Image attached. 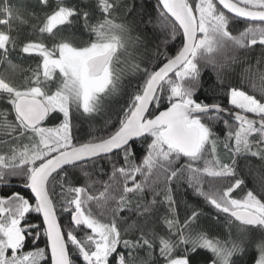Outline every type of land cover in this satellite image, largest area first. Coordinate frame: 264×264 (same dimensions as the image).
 Masks as SVG:
<instances>
[{"label":"snow or ice","instance_id":"6c2138e0","mask_svg":"<svg viewBox=\"0 0 264 264\" xmlns=\"http://www.w3.org/2000/svg\"><path fill=\"white\" fill-rule=\"evenodd\" d=\"M40 3L50 9L33 25L40 35L55 37L82 16L95 39L81 47L61 37L51 49L29 40L20 50L42 58L32 75L17 82L0 73V103L7 105L0 109V187H11L17 178L27 190L0 195V264H48L49 253L50 264H233L234 255L257 234L255 264H264V0H157L155 23L150 12L139 10L144 28L135 39L128 23L115 22L123 0H97L90 10L70 0ZM126 7L136 11L134 4ZM97 10L102 18L90 24ZM15 11L9 0H0V25L19 19ZM240 22L246 26L237 31L233 25ZM11 31H0V60L15 70L9 57L17 39ZM176 39L181 46L169 57L161 48ZM129 44L142 48L128 64L142 82L117 113L118 123L100 124L95 117L105 115L107 99L121 92L123 72L114 65L119 50ZM255 47L261 49L256 65L249 64L238 83L223 84L227 62L218 63L216 54L231 49L234 64L236 53ZM161 55L166 62L152 70L153 59ZM208 64L217 70L230 108L195 99L201 65ZM57 72L62 79L50 93L46 85ZM257 79L259 96L245 88L246 83L257 88ZM165 96L168 106L159 111ZM73 108L85 114L87 127L72 123ZM222 119L223 145L231 157L227 163L217 154L220 137L213 130ZM48 120L59 122L49 127ZM149 137L136 163L135 141ZM113 155L117 158L110 159ZM241 157L258 158L260 164L241 169ZM181 158L187 162L175 168ZM105 159L112 168L108 180H91L93 173L86 169L95 171L97 161ZM78 173L86 178L83 186L76 184ZM185 176L196 195L236 227L235 238L210 237L199 228L198 211L180 219L171 185ZM97 183L103 190L90 191ZM239 192L243 195L237 198ZM146 193L153 198L145 200ZM58 208L67 217L63 225ZM33 214L42 222L29 220ZM41 235L45 247H35ZM29 239L33 247L25 250ZM142 250L146 257L139 255ZM202 252L211 255L193 259Z\"/></svg>","mask_w":264,"mask_h":264},{"label":"trees","instance_id":"16d2710c","mask_svg":"<svg viewBox=\"0 0 264 264\" xmlns=\"http://www.w3.org/2000/svg\"><path fill=\"white\" fill-rule=\"evenodd\" d=\"M51 4L55 6L56 0H50ZM9 3L15 6L16 11L14 12L15 16H18L19 19L14 18L11 21L10 25H0V31L8 32L9 27H11V35L17 39V47L15 51H12L11 56L9 57L12 64L16 65L17 68L15 70L11 69L7 63L3 60H0V73H6L10 78L14 79L17 82H21L25 79V77H29L32 75V72L38 68L41 64L42 58L33 55L24 54L20 49L23 44L28 42L29 40L35 42H43L46 47L51 49L55 43H59L61 37L69 38L68 42L73 43L74 46H86V44L92 42L95 39V34L91 33L88 29L84 27L83 17L81 16L78 20L74 19L73 24L70 27H66L63 31H59L57 36L53 37L49 34L45 33L43 35L39 34V30L33 29V25L37 23L38 17H43L46 12H50L49 8H45L41 5L40 0H9ZM71 4L79 5L80 8L84 10H90L89 6L95 7L97 0H70ZM122 6L117 9L114 13L115 22L116 23H128L131 31L129 35L135 39L140 35L141 31L144 28L143 24L139 23L140 17L138 15L141 7L144 12H150L152 14L153 22L155 23V18L157 16V0H123ZM135 6L136 11H129L126 7L127 5ZM162 7V6H161ZM4 17H0L3 19ZM99 17V12L93 16V19L89 21L90 24H94L97 22ZM147 19V17H145ZM246 24L240 22L238 24L233 25V27L238 31L242 30ZM151 27H149V31H151ZM159 31V29H157ZM235 34V33H234ZM161 38H163V33H161ZM181 46V39H176L175 41L169 40L167 49L161 48V51H166L168 56H174ZM155 50V49H153ZM142 51V48L134 47L129 44L127 50L124 49L119 50L118 60L115 63L114 67L117 70H122L123 79H122V89L120 94L116 96L109 97L106 101L107 112L103 116H96L95 119L100 124H103L105 121L108 123L116 122L118 123L116 117L117 113L120 110L127 106V101L130 99L129 93L134 92L136 85L141 83L142 80L138 79V74H133L128 71V64L133 62V58L137 57L139 53ZM58 55V53H56ZM234 55L231 49H225L216 54L215 59L218 63L224 64L227 62V67L223 69L221 72V77L223 84L228 85L229 87L238 83L241 78L245 75L244 70L251 65H256L257 58L261 56V49L259 47H255L254 50L245 52L236 53L239 58L236 63H231L230 58ZM245 56L247 57L245 61ZM165 58L163 55L159 57V59H153V67L152 70H155L159 66L165 62ZM135 62H139V60H135ZM148 65L141 64V68L147 67ZM264 68V65L260 66ZM42 72V68L40 69ZM172 77L175 78L174 73ZM62 78L59 76L57 72L54 77V82H49L46 87L49 89L50 93L56 90V87L60 83ZM257 88H253L251 84L246 83L245 88L249 92V94L255 93L257 96L260 95L257 90L259 87V80L257 79ZM226 88L221 87V81L217 79V70L211 65H201V84L198 88V91L195 95V99L198 101H203L207 98V102H219L223 106L230 108L231 106L227 104L225 99ZM168 106V102L165 96L164 101L161 103L159 107V111H163ZM7 107V105L0 103V109ZM155 109V104L152 106ZM154 114H158V112H154ZM9 119H14V114L9 116ZM58 120H48L46 126H54L58 123ZM72 123L76 127H80L83 123L85 127L88 126V121L81 111H77L75 108L72 110ZM230 124H235L229 121ZM238 126V125H237ZM213 130L217 136L220 137V142L217 144V154L219 158L223 162H230V154L224 148L223 139L225 132L227 129L224 127L223 119L219 122V124L213 125ZM147 143H150V137L147 140L141 139L135 141L136 151L139 154L136 160V163L140 162V157L145 152ZM210 150V147H209ZM117 157L113 155L110 159H116ZM121 163L122 156L120 157ZM186 158H181L175 165V168H180L182 165L186 163ZM239 167L241 169H246V166L251 164L253 166H259L260 161L258 158L252 159H244L243 157L238 160ZM87 171L92 172L91 180L93 181H107L109 175L111 174L112 168L109 162V159L97 161L96 170L89 168ZM79 179L76 184L78 186H83L86 183V178L78 173ZM137 179H142L139 175L136 177ZM56 191L60 192V184L62 181L58 176L56 178ZM23 181L21 179L13 178L11 180V187H0V195L4 193H10L11 191H21L27 192V190L22 188ZM251 186V184L249 185ZM173 189L174 199L179 203V216L180 219L183 220L186 215H191V211L195 210L200 213L199 220V228L205 231L210 237L217 238H227L229 234L233 238L236 237V227L234 225L230 226L228 219L225 217L223 213L217 215V212L214 208L208 205L204 198L196 195L193 188L189 187L187 178L178 179L171 185ZM103 190V186L100 183H97L92 192H99ZM247 191V189H244ZM243 192H239L237 194V198L242 197ZM153 197L151 193H146L144 199L151 200ZM158 199L162 200L163 197H159ZM166 205L160 208V215L163 216L165 212ZM58 217L59 222L63 225L67 217L59 211L58 208ZM33 223H41L42 219H35V214L29 217ZM131 222V221H129ZM42 231V229H41ZM166 231V229H164ZM163 234V233H161ZM83 235V233H81ZM257 236L251 237L252 242L246 243L244 245V250L240 253H237L233 257V264H255V260L258 258V251L256 247ZM46 237L41 235L38 242L35 243V247H45ZM33 247V239L27 240V247L25 250H29ZM157 255L159 249L157 248ZM183 251V249H181ZM139 255L141 257H146L145 251H140ZM208 255L210 253H199L197 257H193V259L198 260L200 256ZM48 264H50L49 254L45 257ZM153 259H156L154 256ZM160 264H164L163 260H160ZM203 264V262H201Z\"/></svg>","mask_w":264,"mask_h":264},{"label":"water","instance_id":"95a60500","mask_svg":"<svg viewBox=\"0 0 264 264\" xmlns=\"http://www.w3.org/2000/svg\"><path fill=\"white\" fill-rule=\"evenodd\" d=\"M220 7H222V6H220ZM226 11V10H225ZM166 62V61H165ZM162 66V65H161ZM173 74V73H172ZM172 74H170V75H172ZM228 113L227 112H225L224 113V118H227L228 117ZM229 121H231V122H233V123H235V121L234 120H229ZM41 219H42V217H41ZM49 258H50V253H49Z\"/></svg>","mask_w":264,"mask_h":264}]
</instances>
